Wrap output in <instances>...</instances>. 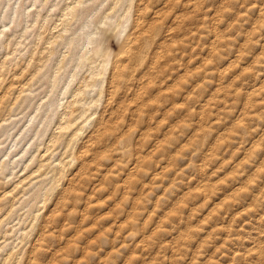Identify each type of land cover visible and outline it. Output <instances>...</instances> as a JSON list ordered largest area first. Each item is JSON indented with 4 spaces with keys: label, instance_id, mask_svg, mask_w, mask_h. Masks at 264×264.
Returning <instances> with one entry per match:
<instances>
[{
    "label": "rangeland",
    "instance_id": "1",
    "mask_svg": "<svg viewBox=\"0 0 264 264\" xmlns=\"http://www.w3.org/2000/svg\"><path fill=\"white\" fill-rule=\"evenodd\" d=\"M0 264H264V0H0Z\"/></svg>",
    "mask_w": 264,
    "mask_h": 264
},
{
    "label": "bare ground",
    "instance_id": "2",
    "mask_svg": "<svg viewBox=\"0 0 264 264\" xmlns=\"http://www.w3.org/2000/svg\"><path fill=\"white\" fill-rule=\"evenodd\" d=\"M76 1V0H75ZM73 4V3H72ZM69 4V5H72ZM64 11V8H63ZM69 12V11H68ZM73 12V11H72ZM64 13V12H63ZM62 13V14H63ZM67 13V12H66ZM65 13V14H66ZM74 14V13H72ZM64 15V14H63ZM92 23H95V27L94 29H92V31H88L91 30V25ZM85 27H89L88 30L84 31V36L80 39L83 40V46L82 49L85 50L87 47L88 48V52L91 54H96V55H104L105 53V49L102 48L101 44H100V39L102 38V36L106 33H110V34H115L119 35L120 29L122 27V25L120 24L119 20L115 21V22H111L109 20L108 17H106V19H101L98 20L96 22H91L89 24H85ZM84 27V28H85ZM67 30V29H66ZM116 31V32H115ZM134 41V38L132 39ZM131 40V41H132ZM73 41H75V39L73 37H70L67 40V43H65L66 47H68L71 43H73ZM132 41V42H133ZM130 42V43H132ZM128 48V46H127ZM83 55H80V58H82ZM92 58V57H91ZM116 68V67H115ZM95 79V78H93ZM94 81V80H93ZM81 86V85H80ZM77 91V90H76ZM76 93V92H75ZM74 94V93H73ZM49 142V141H48ZM53 142V140H52ZM46 150V149H45ZM47 151V150H46ZM43 153V152H42ZM45 160V159H44ZM16 186V185H15Z\"/></svg>",
    "mask_w": 264,
    "mask_h": 264
}]
</instances>
